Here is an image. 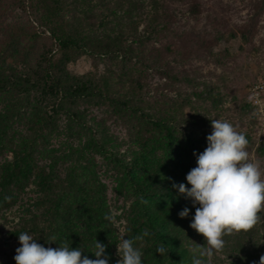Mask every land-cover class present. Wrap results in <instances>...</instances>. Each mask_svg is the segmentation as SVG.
Masks as SVG:
<instances>
[{"label": "rangeland", "instance_id": "1", "mask_svg": "<svg viewBox=\"0 0 264 264\" xmlns=\"http://www.w3.org/2000/svg\"><path fill=\"white\" fill-rule=\"evenodd\" d=\"M24 2L25 8L17 6L15 0H0V8L7 13L0 19V72L9 82L0 89V264H16L14 256L21 246L18 235L22 232L33 235L45 247L59 246L57 235L60 237L62 232L55 221L54 204H50L61 191L68 192L67 183L76 167L85 168V173L101 189L97 198L104 199L105 208L100 210L87 204V210L64 231L66 238H60L58 243L81 247L82 257L95 259L91 252L97 240L106 246L109 264H117L120 257L116 244L121 235L131 238L128 226L133 223L132 214L136 211V194L125 177L121 161L133 158L138 150L136 133L141 120L135 115L120 114L105 102L81 103L75 112L82 122L72 120L58 111L54 95H44L37 88L30 92L24 82L17 85L16 77L26 76L35 67L19 62L13 55L7 32L23 30L26 49L35 45L43 52L53 45L48 55L56 59L59 54L58 43L40 26L30 0ZM261 2L171 0L175 11L196 6L200 13L182 20L190 32L185 44L192 47L190 54L180 57L169 52L172 73L177 78L184 76L174 81L153 68L132 67L136 68L134 75L146 78L145 109H157L173 101L185 104V116L177 127L180 138L192 133L193 128L198 129L195 144L203 152L206 137L212 132L211 121L226 120L245 134L250 160L257 162L264 173V89L260 87L264 83V2ZM214 29H221L225 36L216 38ZM232 31L236 37H229ZM68 68L74 74L92 73L97 78L111 75L117 69L107 57L89 53L78 56ZM211 88L214 98L209 97ZM24 154L32 155L46 170L50 184L44 189L35 175L17 184L4 185V170L15 157ZM53 236L56 242H47ZM136 247L143 253V264H150L153 258L148 246L140 241Z\"/></svg>", "mask_w": 264, "mask_h": 264}, {"label": "trees", "instance_id": "2", "mask_svg": "<svg viewBox=\"0 0 264 264\" xmlns=\"http://www.w3.org/2000/svg\"><path fill=\"white\" fill-rule=\"evenodd\" d=\"M15 3L25 8L24 0ZM30 3L40 26L58 43L59 54L56 59L48 55L53 45L45 46L43 52L35 45L26 49L23 30L7 32L13 55L19 62L35 67L24 77L17 76V85L24 82L30 92L37 88L44 95H54L58 111L72 120L82 122L75 109L81 103L91 102L109 103L118 113L135 115L141 120L136 133L138 150L133 158L121 161V166L136 194L129 235L142 237L135 241V246L140 241L148 246L153 258L150 264H193L194 259H201L202 264H259L264 255V209L253 228L225 235L222 250H213L211 256L201 255L208 248L206 240L189 226L195 207L190 198L173 187L181 183L191 187L186 175L197 166L194 153H202L194 137L199 131L193 128L192 133L180 138L177 127L185 116V104L173 101L174 105L145 109L146 78L134 75L136 68L132 67L153 68L169 79L181 80L183 73L178 74L180 78L172 73L169 52L180 57L190 54L192 47L185 45L190 32L182 20L189 15L198 16L197 7L175 11L171 0H30ZM6 14L0 8V19ZM213 34L216 38L225 36L221 29H214ZM232 36L236 37L235 31L230 33L229 37ZM88 53L112 60L116 71L98 78L92 73H72L69 63ZM8 84L0 72V89ZM209 97L214 98L213 88ZM40 117L48 122L43 115ZM85 172V168L76 167L67 183L68 192L61 191L50 204H54L55 221L62 232L60 237L57 235L58 242L66 238L64 231L77 222L87 204L100 210L105 206L104 199L97 198L101 189ZM32 175L37 176L42 189L50 184L46 170L32 155H18L4 170V185L17 184ZM185 208L190 209L189 216L181 218L179 213ZM160 244L167 248L165 255L156 252Z\"/></svg>", "mask_w": 264, "mask_h": 264}, {"label": "clouds", "instance_id": "3", "mask_svg": "<svg viewBox=\"0 0 264 264\" xmlns=\"http://www.w3.org/2000/svg\"><path fill=\"white\" fill-rule=\"evenodd\" d=\"M211 127L205 150L198 155L194 153L197 166L186 175L191 187L184 183L173 185L195 207L189 226L205 238L208 248L201 255L208 256L213 250L223 249L225 235L253 228L264 209V173L257 162L250 160L245 134L226 120L213 119ZM189 212L185 208L179 216L188 217ZM125 237L121 235L116 244L120 257L117 264H143V253L135 246V241L142 237ZM18 240L21 246L14 256L16 264H109L106 246L97 240L91 252L95 259L82 257L83 248H72L67 243L45 247L28 232L20 233ZM47 242H56V237ZM156 252L165 255L167 248L160 244ZM193 264H202V260L194 259ZM259 264H264V255Z\"/></svg>", "mask_w": 264, "mask_h": 264}, {"label": "built area", "instance_id": "4", "mask_svg": "<svg viewBox=\"0 0 264 264\" xmlns=\"http://www.w3.org/2000/svg\"><path fill=\"white\" fill-rule=\"evenodd\" d=\"M260 87L264 89V83L260 84Z\"/></svg>", "mask_w": 264, "mask_h": 264}]
</instances>
